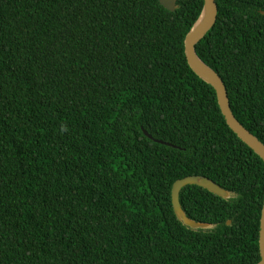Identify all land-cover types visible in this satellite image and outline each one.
<instances>
[{"label":"trees","instance_id":"1","mask_svg":"<svg viewBox=\"0 0 264 264\" xmlns=\"http://www.w3.org/2000/svg\"><path fill=\"white\" fill-rule=\"evenodd\" d=\"M216 2L197 53L264 143V0ZM177 5L0 0V264L261 261L264 162L187 62L204 0ZM195 175L234 194L181 191L214 229L174 211V184Z\"/></svg>","mask_w":264,"mask_h":264},{"label":"water","instance_id":"2","mask_svg":"<svg viewBox=\"0 0 264 264\" xmlns=\"http://www.w3.org/2000/svg\"><path fill=\"white\" fill-rule=\"evenodd\" d=\"M161 4L169 11H175L178 8V0H160ZM264 15V11H261ZM218 18V4L216 0H204L202 12L185 38V55L192 71L207 84L211 85L217 94L218 104L229 128L244 142L255 154L264 162V143L249 131L234 115L227 91V87L221 76L207 63H205L197 53V45L214 28ZM144 134L157 143L177 147L171 143L155 139L145 129ZM187 186H199L223 199L229 200L234 197L230 191L222 188L216 182L208 177L199 175L189 176L178 180L172 190L173 207L178 219L192 230H210L216 225L201 223L187 216L180 202L181 191ZM230 225L231 222H228ZM260 255L261 261L258 264H264V205L260 222Z\"/></svg>","mask_w":264,"mask_h":264},{"label":"bare ground","instance_id":"3","mask_svg":"<svg viewBox=\"0 0 264 264\" xmlns=\"http://www.w3.org/2000/svg\"><path fill=\"white\" fill-rule=\"evenodd\" d=\"M231 103V102H230ZM232 224V223H231Z\"/></svg>","mask_w":264,"mask_h":264}]
</instances>
